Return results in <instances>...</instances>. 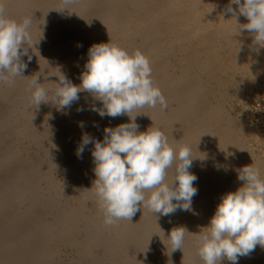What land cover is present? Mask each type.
I'll return each mask as SVG.
<instances>
[{"label": "bare ground", "instance_id": "6f19581e", "mask_svg": "<svg viewBox=\"0 0 264 264\" xmlns=\"http://www.w3.org/2000/svg\"><path fill=\"white\" fill-rule=\"evenodd\" d=\"M2 3L10 18L31 17L32 43L25 45L31 60L21 55L24 76L0 80V264H203L197 237L221 197L243 183L237 170L252 164L264 179V151L257 157L250 146L264 140L228 113L231 89L264 90V47L238 31L248 22L238 6L232 0H76L70 11H58L62 0ZM109 39L150 61L168 107L137 109L135 122L139 131L153 122L174 149L191 150L189 171L197 177L191 210L164 216L141 204L131 221L105 225L91 189L94 144L79 158L76 152L82 135L103 142L105 127L128 123V116L101 117L94 109L103 104L86 91L64 109L51 93L38 106L31 99L33 74L54 86L59 80L51 73L58 69L79 85L89 48ZM174 173L168 169L166 181ZM175 227L188 232L181 250L171 251L167 236ZM65 247L72 257L62 256ZM238 264H264V247Z\"/></svg>", "mask_w": 264, "mask_h": 264}, {"label": "clouds", "instance_id": "9594fccd", "mask_svg": "<svg viewBox=\"0 0 264 264\" xmlns=\"http://www.w3.org/2000/svg\"><path fill=\"white\" fill-rule=\"evenodd\" d=\"M75 2L62 0L63 6L57 10L70 11L68 6ZM232 3L248 21L238 31L247 30L254 45L264 47V0H232ZM227 11L235 19L237 12L231 6ZM31 24V17L20 21L8 17L0 0V80L12 82L11 78L24 76L27 65L21 55L31 60L25 47H31ZM85 68L79 85L72 84L58 69L59 75L51 73L59 80L54 86H45L41 75L33 74L29 92L36 106L49 102L51 93L56 98L55 104L64 109L79 100L81 91H86L103 104L102 109H94L101 117L128 116V123L105 127L103 142L82 135L76 152L79 158L87 145L94 144L96 179L91 189H95L105 225L131 221L141 204L164 216L178 208L191 210L192 198L197 194L193 186L197 177L189 171L194 157L191 150L183 145L174 149L167 135L153 122L145 131H139L135 122L136 115L142 113L137 109L168 107L152 79L149 59L139 49L130 52L109 39L89 48ZM173 167L174 176L166 181L167 170ZM237 171L243 183L221 197L209 224L197 237V252L203 264H219L222 258L238 264V258L250 255L257 245L264 247V179L260 169L252 164ZM186 231L184 227L170 231L167 237L171 251L181 250Z\"/></svg>", "mask_w": 264, "mask_h": 264}, {"label": "rangeland", "instance_id": "374dc122", "mask_svg": "<svg viewBox=\"0 0 264 264\" xmlns=\"http://www.w3.org/2000/svg\"><path fill=\"white\" fill-rule=\"evenodd\" d=\"M228 113L233 117H238L245 122L250 128L256 131V136L264 140V90L260 91L255 88L242 91L233 88L229 91L228 96ZM255 155L261 158L264 151V142L260 145L250 143ZM264 170V168H263ZM60 189H64L63 185ZM60 192L63 193L62 190ZM70 248L65 247L62 251V256H69Z\"/></svg>", "mask_w": 264, "mask_h": 264}]
</instances>
